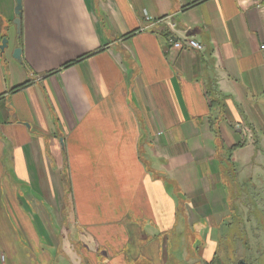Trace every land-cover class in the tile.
<instances>
[{
  "label": "crops",
  "instance_id": "obj_1",
  "mask_svg": "<svg viewBox=\"0 0 264 264\" xmlns=\"http://www.w3.org/2000/svg\"><path fill=\"white\" fill-rule=\"evenodd\" d=\"M263 4L0 0V264H264Z\"/></svg>",
  "mask_w": 264,
  "mask_h": 264
},
{
  "label": "rangeland",
  "instance_id": "obj_2",
  "mask_svg": "<svg viewBox=\"0 0 264 264\" xmlns=\"http://www.w3.org/2000/svg\"><path fill=\"white\" fill-rule=\"evenodd\" d=\"M261 187L263 189L264 187V180H261L260 182ZM260 195V196H259ZM257 196H259L260 198H262V200H264V191L260 192V194H258ZM256 200H258L257 198H255ZM262 210L260 212L255 213H251L252 215L255 216L256 218V224H258V229L255 231L256 236L258 238H260V240H262L264 242V204H262ZM236 216L234 214L230 215V219L227 220L226 224H238V222L236 221Z\"/></svg>",
  "mask_w": 264,
  "mask_h": 264
},
{
  "label": "water",
  "instance_id": "obj_3",
  "mask_svg": "<svg viewBox=\"0 0 264 264\" xmlns=\"http://www.w3.org/2000/svg\"><path fill=\"white\" fill-rule=\"evenodd\" d=\"M16 6H15V14L16 18L13 20L14 24L16 25L17 33L20 32V17H21V0H15ZM7 48V38H3L0 44V50L3 52ZM21 49L19 47H16L13 50L12 56L16 59L20 58Z\"/></svg>",
  "mask_w": 264,
  "mask_h": 264
},
{
  "label": "built area",
  "instance_id": "obj_4",
  "mask_svg": "<svg viewBox=\"0 0 264 264\" xmlns=\"http://www.w3.org/2000/svg\"><path fill=\"white\" fill-rule=\"evenodd\" d=\"M259 7L261 9H264V4L263 5H259ZM168 41L175 48H183L184 47V44L182 42L176 40L172 36H169ZM185 45H187L188 47H191L193 49H196V50H201L203 48L202 44H199L198 42H196L193 39H186L185 40ZM262 48H264V44H262Z\"/></svg>",
  "mask_w": 264,
  "mask_h": 264
},
{
  "label": "trees",
  "instance_id": "obj_5",
  "mask_svg": "<svg viewBox=\"0 0 264 264\" xmlns=\"http://www.w3.org/2000/svg\"><path fill=\"white\" fill-rule=\"evenodd\" d=\"M22 86H23V85H20V86H18V88H19V87H22Z\"/></svg>",
  "mask_w": 264,
  "mask_h": 264
}]
</instances>
